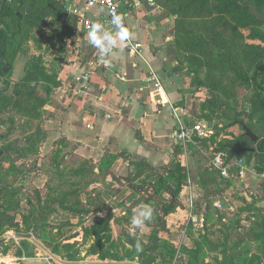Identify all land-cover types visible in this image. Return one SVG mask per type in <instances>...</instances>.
Wrapping results in <instances>:
<instances>
[{"label":"rangeland","instance_id":"rangeland-1","mask_svg":"<svg viewBox=\"0 0 264 264\" xmlns=\"http://www.w3.org/2000/svg\"><path fill=\"white\" fill-rule=\"evenodd\" d=\"M3 2L20 19L0 22L6 37L2 67L9 68L0 73V90L6 83L0 103L9 105L0 109V149L4 151L0 204L8 207L0 229V238L5 239L0 264H142V252L137 253L135 245L139 241L143 251L150 248L153 232L158 242L149 264H264V225L257 227L256 210L264 198V178L256 171L264 160L248 153L226 156V150L244 134L230 123L234 115L264 138V79L253 81L251 69L256 62H264V22L248 24L231 0H141L131 12V34L134 30L141 48L148 50L152 71L177 94L174 108L180 111L182 126L177 127L183 137L178 138V147L188 168L185 187L194 190L196 222L203 218L201 227L186 223L187 209L181 204L182 213L173 216L176 210L166 217V229L161 231L156 226L161 202L153 196L152 187L134 193L125 181L136 172L139 156L116 161L113 172L100 178L95 167L111 148L92 150L64 134L63 124L82 127L88 116L83 113V119H78L77 114L93 108L91 101L78 104L83 99L74 92L77 82L68 65L76 63V70L90 72L95 83L89 85H94L89 93L96 96L105 78L98 71L106 69V57L85 41L76 24L72 27L62 0H2L0 7ZM127 57L110 59L111 80L120 68L126 67L131 76L132 59ZM36 66L48 81L53 77L60 86L54 88L51 81L49 85L35 77L22 83ZM45 86L50 87L49 93ZM88 125H83L85 130L92 129ZM196 126L204 135L198 134ZM113 139L108 146L116 147L118 139ZM239 142L241 147H254L249 140ZM188 143H193L195 151ZM218 154L230 164L243 160L244 179L236 178L239 168L235 167L229 178H222L211 164ZM207 172L216 184L203 181ZM36 189L43 210L38 207ZM96 191L108 197L100 211L93 201ZM54 192L60 196L57 205L48 207L54 197L46 196ZM77 194L81 202L75 207ZM144 205L153 209L152 219L144 227L133 228L131 219ZM32 209L36 218L46 212L40 225L47 226V236L23 222ZM104 220L107 230H103Z\"/></svg>","mask_w":264,"mask_h":264},{"label":"crops","instance_id":"crops-1","mask_svg":"<svg viewBox=\"0 0 264 264\" xmlns=\"http://www.w3.org/2000/svg\"><path fill=\"white\" fill-rule=\"evenodd\" d=\"M131 37L138 42L137 33L134 30ZM121 45L123 44L118 41V50L104 56V59L105 57L107 59L104 63L107 67H103L106 69L98 71L105 75V78H101V85L97 87L98 95L93 96L89 93L94 88V85L81 94L83 100L79 101L78 104L83 106V104L91 101V106L93 107L88 108L86 112H82L80 109L77 114L76 118L78 119H83V113L88 116L82 123V127L73 128L63 124L64 134L68 139L78 140L84 147L88 145L89 147H87L92 150H101L107 147L111 149L105 151L123 152L132 157L137 155L139 156L138 160H144L153 168L168 165L174 158V147L180 144L177 126H182V120L180 119L179 109L174 108L177 94L161 80L162 93L158 94L152 101L150 94L152 91L151 85L146 82L147 73L151 69L149 66L151 56L148 50L141 48L140 55L135 57L122 52ZM122 55L132 59V72L129 74L131 76H128V70L125 67V69L120 68V73L111 80L113 66L110 63V59L120 58ZM76 66V63L68 65V69H72L75 74V80L81 72L80 69H77L78 71L75 69ZM114 69L116 70L118 67ZM119 77H122V80ZM94 83L95 81L92 79V84ZM106 94L110 95L109 99H106ZM83 125H88L90 128L92 126V129L85 130ZM138 130L140 132L139 136L136 135ZM123 137L124 139L121 140ZM170 137L172 138V146L168 143ZM112 138L118 139L116 147L108 146V142ZM181 163L187 168V163L184 164L183 160H181ZM262 175L260 176L262 177ZM190 187L184 186L179 196L180 204L184 208H186L185 202L188 198H190L192 203L195 202L194 190ZM185 195H188L186 200H184ZM257 206L264 210V198L257 202ZM178 212L182 213V210L178 208L177 213L173 216H177ZM182 219L179 217V220Z\"/></svg>","mask_w":264,"mask_h":264},{"label":"trees","instance_id":"trees-1","mask_svg":"<svg viewBox=\"0 0 264 264\" xmlns=\"http://www.w3.org/2000/svg\"><path fill=\"white\" fill-rule=\"evenodd\" d=\"M231 2L234 7H236L241 12H243L242 19L246 21L248 24L264 22V0H231ZM4 18H12L16 20L20 19L17 13L14 10H12L6 4V2H3L2 6L0 7V22ZM70 18H71L72 27H75V24H76L75 17H70ZM5 40H6V37L3 36L2 30L0 28V73H3L2 64H3L4 52H5ZM251 69L254 72L253 81H255L257 77H263L264 79V62L262 61L256 62L254 65H252ZM31 77H35L37 81L42 79L49 85H50L49 81H51L54 88H58L60 86V83L55 81L53 77H50V80L48 81L46 77L43 76L38 66L32 67V69L28 71L27 74L24 75L21 82L24 83L28 81L29 78ZM243 80H246L247 82L251 81L250 78H246V77H243ZM263 84H264V81H263ZM45 88H46V92L49 93L51 90L50 87L45 86ZM5 89H6V83L3 86V88L0 90V97L5 91ZM29 94L30 93H28V95ZM262 99L263 100L261 103H262V106H264V97ZM30 101L31 103L29 104L31 106L33 104V99H31ZM7 107H9V105H3V103H0V109H4ZM236 116L237 115H234L230 119V123L232 125L233 124L238 125L241 128V130H242L241 125L248 127L256 135L257 141L253 143L244 134H242L240 138L236 140L235 143L232 144L226 150L227 153L229 154V155H226L227 158H229V156H238L243 153H248L252 157H256L257 159L264 160V138L256 134L251 124L244 123L242 120H239V118H237ZM243 139L249 140L253 144L254 147L252 148L241 147L239 144L240 143L239 140H243ZM193 141L197 142L199 141V139L193 138ZM202 142L203 141H200V143ZM193 146H194L193 143H188V147L191 150L195 151V146L194 147ZM180 152H181V149L178 146H175L173 160L168 165L160 166L159 168L151 167L142 159L138 160L135 162L137 170L134 173V175L130 179L128 177L127 179H125L128 185L131 187L132 192L134 193H136L138 190H143L145 187H149V186L152 187L153 196L158 197V199L161 202V206L159 208V212L161 213V215H158L157 217L158 223L156 225L158 229L161 231H164L166 229V225H165L166 217L174 214L176 210L180 207L181 204H180L179 196H180V193L183 187L186 185L187 180H188V177H187L188 171L186 167H184L181 163L182 159H181ZM119 158L129 160L128 158H132V156H129L123 152L104 151L103 154L101 155L98 165L95 167L98 170L97 175L100 176V178H105L107 175H109L113 164ZM256 172L258 175L264 174V166H262V169L258 168ZM211 175L212 174L207 172L203 176V181L209 180L208 182L209 184H216V180L210 178ZM152 177L154 178V181H149ZM35 192L38 195L36 197V200L38 201V207L40 206L39 209L43 210L44 206L39 204V202H41L39 198V190L36 189ZM215 193H216V190L213 189V191H211L210 194L213 195ZM103 195H104L103 193L97 192V191L94 195L93 201H94V204H96L99 207V211L102 209L101 207L104 205L105 201L108 198L107 196L104 197ZM46 197H48V200L54 197L51 202L49 203L46 202V203L48 204V207L49 206L55 207L57 205L56 200L59 199L60 196L56 192H54L52 196L47 195ZM69 197H72V196H69ZM74 200L77 202V203H74L75 207H77L79 205L78 202H81L80 199H78V194L75 195ZM15 207H18V204H15ZM3 208H4L3 211L0 212V229L2 228V226H4L3 217L7 216V212H8L7 205L3 206ZM256 210H257L259 220H260L257 227H261L264 225V211L263 209H256ZM70 211L73 212L74 209ZM35 213H36V209H32L30 213L24 216L25 218L23 222L26 223V227H33L35 231H38L40 229L42 234L43 235L45 234L47 236L49 234V233H46L47 226L40 225V222H42L41 218L43 214H46V212L45 211L42 212L39 216H37V218L34 217ZM103 223L105 224V227H106L107 223L105 220L103 221ZM71 229L72 227L69 228V230ZM103 230H107V227L104 228ZM149 242L151 243L150 245L151 247L142 251V256H143V258H141L142 264H149V262L152 261V255L155 250L154 243L158 242L157 233L153 232V234L149 237Z\"/></svg>","mask_w":264,"mask_h":264},{"label":"built area","instance_id":"built-area-1","mask_svg":"<svg viewBox=\"0 0 264 264\" xmlns=\"http://www.w3.org/2000/svg\"><path fill=\"white\" fill-rule=\"evenodd\" d=\"M2 0H0L1 2ZM65 14L76 19V29L88 42V33L93 23H103L108 31H111L115 35V26L110 23L113 15H121L123 17V27L127 29L130 34L129 38L123 40V52L131 56L138 57L141 52V45L132 39L129 25L131 12L140 7L141 0H62ZM95 69V68H94ZM90 72L87 69H82L79 77L76 79L77 86L75 88V94H82L86 92L89 85L92 83ZM146 82L151 85V99L160 93H162V83L160 77L150 69L146 76ZM199 135H204L200 126L194 128ZM179 138L182 137V133ZM213 168L219 172L220 176L224 179L230 177V169L232 167L239 168L236 178L239 180L244 179V173L247 167L243 163V160L235 161L232 164L227 163L223 154H218L212 160ZM264 177V175H262ZM115 202V199H112ZM186 223L191 221L194 226L201 227L203 224V218L199 222H196L195 215L193 214V206L190 198L186 200ZM186 223L184 226H186Z\"/></svg>","mask_w":264,"mask_h":264},{"label":"clouds","instance_id":"clouds-1","mask_svg":"<svg viewBox=\"0 0 264 264\" xmlns=\"http://www.w3.org/2000/svg\"><path fill=\"white\" fill-rule=\"evenodd\" d=\"M110 23L115 26V35L108 31L103 23H93L88 33V43L99 49L102 57L111 54L118 41L123 43V40L130 36L127 29L123 27V17L121 15H113ZM152 215L153 209L148 205H144L131 219L133 228L144 227L145 222L152 219ZM135 250L137 253L143 251L139 241L135 245Z\"/></svg>","mask_w":264,"mask_h":264},{"label":"water","instance_id":"water-1","mask_svg":"<svg viewBox=\"0 0 264 264\" xmlns=\"http://www.w3.org/2000/svg\"><path fill=\"white\" fill-rule=\"evenodd\" d=\"M9 70V68L3 67V73H6ZM211 124H209V127ZM242 130L244 131V135L253 143L257 141V137L256 135L251 131V129H249L248 127L241 125ZM4 155V151L2 149H0V160L2 159ZM3 206L0 204V211H2ZM5 243V239L0 238V256L2 254V246Z\"/></svg>","mask_w":264,"mask_h":264}]
</instances>
